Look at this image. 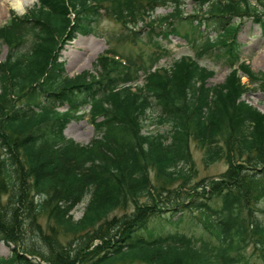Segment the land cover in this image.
Masks as SVG:
<instances>
[{"label":"trees","instance_id":"trees-1","mask_svg":"<svg viewBox=\"0 0 264 264\" xmlns=\"http://www.w3.org/2000/svg\"><path fill=\"white\" fill-rule=\"evenodd\" d=\"M194 1L189 14L186 0H39L22 16L11 11L0 27V240L14 246L0 264H251L250 245L264 264V112L242 98L250 88L239 70L263 86L264 73L242 61L237 41L242 20L264 27V13L250 0ZM169 3L172 12L154 14ZM102 13L121 23L125 42L142 38L140 25L160 48L172 35L205 39L204 53L223 46L232 70L210 84L215 72L191 56L155 68L161 52L144 64L107 50L96 73L65 75V44L97 33ZM86 104L98 134L83 145L64 130ZM156 107L167 129L145 132ZM192 140L207 164L225 159L227 169L195 180ZM184 209L201 212L206 237L141 234Z\"/></svg>","mask_w":264,"mask_h":264},{"label":"rangeland","instance_id":"rangeland-1","mask_svg":"<svg viewBox=\"0 0 264 264\" xmlns=\"http://www.w3.org/2000/svg\"><path fill=\"white\" fill-rule=\"evenodd\" d=\"M254 5L264 13V0H250ZM0 4L6 5V12H4V17L0 25L6 24L11 18V10H15L9 3L8 0H0ZM39 4V0L33 6H29L27 10L29 11L32 7ZM194 0H186L185 11L189 14L194 11ZM173 5L169 3L164 6L156 8L155 15H165L172 12ZM16 11V10H15ZM27 11V12H28ZM16 13H18L16 11ZM239 21V20H238ZM121 23H119L113 16L108 13H102V16L96 26V34L90 35H79L76 39L67 42L63 48L62 60L66 62V75H77L85 71H92L94 65L97 62L98 56L103 54L106 50H114L115 55H119L121 58H131L138 63L146 64L150 57H155L157 53L161 52V56L157 66L169 67L174 60L189 55L198 60L203 66L215 72L214 76L210 78L211 84L222 83L226 76L230 73L231 68L227 66V60L225 56L227 55L226 50L223 46L219 47V50L214 47L209 48L212 50H207L206 53L201 50L205 48L207 41L202 38L196 37L193 41L187 42L180 37L171 36L169 41L163 40V47L160 48L157 44H154L146 35V28L141 29L139 25L136 30L140 31L142 38H140L135 44L129 41L120 40L118 35L121 31ZM128 30V29H127ZM131 32L130 30H128ZM210 37H215V32L211 33ZM161 38L158 37V40ZM208 38L207 40H209ZM237 41L242 45V58L250 63L251 68L255 72H264V27L259 23L254 22L252 18H245L242 20V26L237 36ZM213 49H216L220 54L215 55ZM7 53V47H4L1 57H5ZM114 55V56H115ZM116 57V56H115ZM120 58V59H121ZM240 73V72H239ZM144 74L139 73V80L137 84H142L144 79ZM243 81L249 83L250 90H248L244 95L243 99L254 105L258 109L264 112V86L260 81H250L248 77L243 76ZM66 107L61 108L63 110ZM90 105L86 104L83 106L84 112H87ZM161 114L159 108H153L149 112V123L144 129L145 132L148 131H163L167 129L165 126H161L157 119ZM64 134L67 137L74 138L75 141L87 145L95 137H97L98 131L92 122V118L89 115L78 114L74 117L64 130ZM99 136V135H98ZM77 138V139H76ZM191 151L194 160V166L196 170L195 180H201L203 178H213L218 177L222 172H224L228 164L225 159L219 160L214 163L207 164L204 157V149L201 148L195 142L191 143ZM153 174V172H152ZM213 205H217L215 201L211 202ZM85 203H81L77 206L74 215L78 219L83 215ZM262 208H264V202L259 203L256 209V213L261 214ZM131 211V210H128ZM125 210H117L116 214H123ZM182 213L172 214V212H166L160 219H154L149 225V227L142 231V235L146 237L149 234L153 237L157 235L163 236H176V235H186L194 238L195 240H200L206 237V233L202 229V224L200 222L201 212L197 210H180ZM41 223L45 224V218H42ZM147 231V232H146ZM158 233L153 235L152 233ZM32 243L39 246L38 241L32 236ZM194 240V241H195ZM30 241V240H29ZM13 244H7L6 242L0 240V256H10L13 250ZM244 252L246 257L250 258L251 264L256 261L253 246L250 245L245 248ZM118 264H146L138 260H125Z\"/></svg>","mask_w":264,"mask_h":264},{"label":"bare ground","instance_id":"bare-ground-1","mask_svg":"<svg viewBox=\"0 0 264 264\" xmlns=\"http://www.w3.org/2000/svg\"><path fill=\"white\" fill-rule=\"evenodd\" d=\"M10 5L20 14L27 12L29 6H33L37 0H8ZM6 5L0 4V23L4 17V12H6ZM77 139V138H76Z\"/></svg>","mask_w":264,"mask_h":264}]
</instances>
